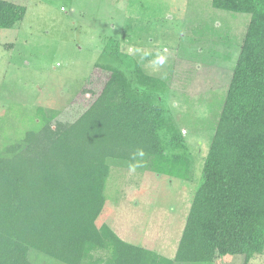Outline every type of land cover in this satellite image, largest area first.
I'll return each instance as SVG.
<instances>
[{
	"label": "trees",
	"instance_id": "1",
	"mask_svg": "<svg viewBox=\"0 0 264 264\" xmlns=\"http://www.w3.org/2000/svg\"><path fill=\"white\" fill-rule=\"evenodd\" d=\"M212 5L251 19L174 257L98 224L112 161L193 176L167 84L135 61L133 79L98 63L110 76L77 118L64 121L41 107L39 126L0 151V264H32L31 249L66 264H213L216 255H243L248 264L264 253V0ZM26 10L0 0V29L14 27ZM105 50L120 57L119 40ZM101 249L106 259L94 257Z\"/></svg>",
	"mask_w": 264,
	"mask_h": 264
},
{
	"label": "rangeland",
	"instance_id": "2",
	"mask_svg": "<svg viewBox=\"0 0 264 264\" xmlns=\"http://www.w3.org/2000/svg\"><path fill=\"white\" fill-rule=\"evenodd\" d=\"M9 1L27 10L14 27L0 29V151L39 126L41 107L64 121L77 118L110 76L98 63L121 67L133 79L139 62L167 84L193 176L184 180L112 161L98 224L174 257L251 14L214 8L212 0ZM115 39L120 57L105 50ZM93 254L106 259L109 253ZM29 256L32 264H66L37 249ZM213 262L243 264L244 256L216 255ZM248 264H264V253Z\"/></svg>",
	"mask_w": 264,
	"mask_h": 264
},
{
	"label": "clouds",
	"instance_id": "3",
	"mask_svg": "<svg viewBox=\"0 0 264 264\" xmlns=\"http://www.w3.org/2000/svg\"><path fill=\"white\" fill-rule=\"evenodd\" d=\"M157 62H158L159 64H163V63H164V57H163V56L159 57ZM139 155L143 156V155H144L143 151H141V152L139 153Z\"/></svg>",
	"mask_w": 264,
	"mask_h": 264
},
{
	"label": "crops",
	"instance_id": "4",
	"mask_svg": "<svg viewBox=\"0 0 264 264\" xmlns=\"http://www.w3.org/2000/svg\"><path fill=\"white\" fill-rule=\"evenodd\" d=\"M178 246V245H177ZM146 247V246H145ZM150 248V247H149ZM175 254V253H174ZM173 256V255H172ZM172 256H169V257H172Z\"/></svg>",
	"mask_w": 264,
	"mask_h": 264
}]
</instances>
